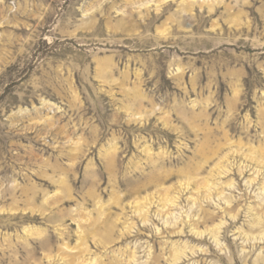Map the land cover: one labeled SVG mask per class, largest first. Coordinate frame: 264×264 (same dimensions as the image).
Returning a JSON list of instances; mask_svg holds the SVG:
<instances>
[{"label": "rangeland", "instance_id": "1", "mask_svg": "<svg viewBox=\"0 0 264 264\" xmlns=\"http://www.w3.org/2000/svg\"><path fill=\"white\" fill-rule=\"evenodd\" d=\"M263 181L264 0H0V264H264Z\"/></svg>", "mask_w": 264, "mask_h": 264}, {"label": "bare ground", "instance_id": "2", "mask_svg": "<svg viewBox=\"0 0 264 264\" xmlns=\"http://www.w3.org/2000/svg\"><path fill=\"white\" fill-rule=\"evenodd\" d=\"M183 2H184V1H183ZM192 3H193V2H190V1L188 2V1H187V6H184V7H188V9H189V8H192V7H193V4H192ZM190 10H191V9H190ZM257 177H258V173L256 174L254 180H255ZM247 181H248V180H247ZM250 183H251V181H250ZM263 189H264V181H263V184L261 185L260 190H263ZM183 190H184V189H183ZM208 191H209V192H208L209 194H207V195L210 196V190L208 189ZM218 195H219V193H218ZM213 197H214V196H213ZM215 198H216L217 200L220 199L218 196H216ZM175 199H176V197H175L174 199H173V198L167 199V200L165 201V203H166V204H169V205H174V203H175ZM162 203H163V200H162ZM143 207H144V206H143ZM161 207H162V212H163V211H164V209H163V208H164V205H163V206L161 205ZM248 210L251 211V207H249ZM139 211H140V210H139ZM138 213H139V212H138ZM248 213H249V212H248ZM145 219H146V218H145ZM145 219H142L143 222L145 221ZM166 219H168V218H166ZM165 222L167 223V221H165ZM191 230H193V228H192ZM191 230H190V231H191ZM193 233L196 234V235H199V233H198L197 231H194Z\"/></svg>", "mask_w": 264, "mask_h": 264}]
</instances>
